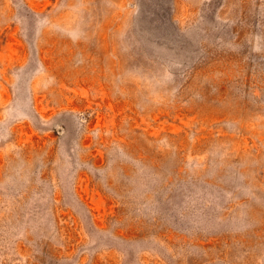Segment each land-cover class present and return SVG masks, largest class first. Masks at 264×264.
<instances>
[{
  "label": "rangeland",
  "instance_id": "1",
  "mask_svg": "<svg viewBox=\"0 0 264 264\" xmlns=\"http://www.w3.org/2000/svg\"><path fill=\"white\" fill-rule=\"evenodd\" d=\"M0 264H264V0H0Z\"/></svg>",
  "mask_w": 264,
  "mask_h": 264
}]
</instances>
